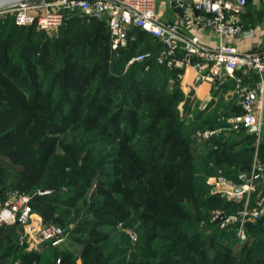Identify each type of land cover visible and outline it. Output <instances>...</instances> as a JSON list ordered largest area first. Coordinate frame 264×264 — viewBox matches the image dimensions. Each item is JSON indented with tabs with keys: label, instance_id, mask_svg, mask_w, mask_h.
<instances>
[{
	"label": "trees",
	"instance_id": "1",
	"mask_svg": "<svg viewBox=\"0 0 264 264\" xmlns=\"http://www.w3.org/2000/svg\"><path fill=\"white\" fill-rule=\"evenodd\" d=\"M132 31L112 50L95 12L74 11L54 34L0 17V196L32 194V210L69 235L68 245L27 250L18 226H1L0 264H264V211L241 241L235 223L220 227L212 216L242 202L207 182L242 183L255 135H197L226 128L231 114L199 109L177 71L152 59L125 67L160 47ZM262 195L257 183L250 204Z\"/></svg>",
	"mask_w": 264,
	"mask_h": 264
},
{
	"label": "built area",
	"instance_id": "2",
	"mask_svg": "<svg viewBox=\"0 0 264 264\" xmlns=\"http://www.w3.org/2000/svg\"><path fill=\"white\" fill-rule=\"evenodd\" d=\"M248 0H22L0 9V17L11 15L14 23L20 26L33 25L36 29L54 34L59 26L71 16L70 12H95L106 21L110 38V48H125L135 39L134 28L151 35L160 47L154 54L152 50L140 51L128 58L125 67L134 62L152 59L157 65L176 70V79L181 80L185 70H192L199 80L211 84L221 82L224 76L234 80L233 94L241 113L227 118L226 128L206 129L198 132L201 138H208L223 130L238 131L255 126L256 142L250 174L236 184L221 175L209 177L212 192L227 200L241 201L237 211L225 214L213 211L212 219L223 213L220 227L236 224V236L246 239L245 224L255 220L264 211V202L259 199L255 206L250 204V196L256 191V180H264V155H258V145L264 142L260 137L261 106L255 102V92L264 94V42L261 50L241 52L230 45L226 38L245 36L250 31L243 28L239 15L244 11ZM203 28L216 37L214 45L204 43L199 35ZM243 74L258 72L260 79L256 86L245 84L236 71ZM39 193V191L37 192ZM33 195L10 189L0 196V227L15 225L20 229L19 245L26 249L37 248L42 242L60 246L67 232L59 225L44 222L32 210ZM130 239L135 235L128 232Z\"/></svg>",
	"mask_w": 264,
	"mask_h": 264
},
{
	"label": "crops",
	"instance_id": "3",
	"mask_svg": "<svg viewBox=\"0 0 264 264\" xmlns=\"http://www.w3.org/2000/svg\"><path fill=\"white\" fill-rule=\"evenodd\" d=\"M239 19L243 28L250 32L245 36L228 37L226 41L241 52H256L261 50L264 42V0H248L244 11L239 15ZM199 35L201 40L206 44L214 45L217 41V37L206 28L201 29ZM235 74L241 76L243 82L250 86H256L260 79L256 71L243 74L238 70ZM179 84L182 91L190 95L192 102H194L199 109H205L206 112L218 107L221 112L220 116L223 117L233 114V112L235 113V110L239 107L237 98L233 94L234 80L231 77L224 76L221 82L211 84L207 81L199 80L192 70L187 69L183 73L181 80H179ZM254 97L256 104L262 105L260 115V137L264 139V94L262 95L256 90ZM237 132L238 131L226 130L225 134L236 135ZM253 135H255V133H253ZM249 174L250 171L248 173H242V182ZM256 183H261L263 195L260 199L264 202V180L260 179Z\"/></svg>",
	"mask_w": 264,
	"mask_h": 264
},
{
	"label": "water",
	"instance_id": "4",
	"mask_svg": "<svg viewBox=\"0 0 264 264\" xmlns=\"http://www.w3.org/2000/svg\"><path fill=\"white\" fill-rule=\"evenodd\" d=\"M21 1H22V0L18 1L17 3L21 2ZM17 3H14V4H17ZM14 4H9V5H7V6H11V5H14ZM7 6H6V7H7ZM0 8H4V7H0ZM117 57L120 58V57H121V53H118V54H117ZM247 131H248L250 134H253V133L256 131V127H255V126H249V127H247ZM257 181H259V179L256 180V182H257ZM52 191H53V188H46V189H43V190L39 191V194H48V193H50V192H52ZM223 219H224V214L221 213V214L217 215V217L215 218V222L218 223V222H220V221L223 220ZM60 261H61V259L58 260V262H60Z\"/></svg>",
	"mask_w": 264,
	"mask_h": 264
},
{
	"label": "rangeland",
	"instance_id": "5",
	"mask_svg": "<svg viewBox=\"0 0 264 264\" xmlns=\"http://www.w3.org/2000/svg\"><path fill=\"white\" fill-rule=\"evenodd\" d=\"M18 1H20V0H0V7H6L7 5H9V4H14V3H17ZM157 1H159V0H157ZM251 1V0H250ZM8 7V6H7ZM0 9H2V8H0ZM70 14H72V12H70ZM6 14H4L3 15V17L5 16ZM221 176H223V175H221ZM213 177V176H212ZM223 177H225V176H223ZM226 178V177H225ZM209 179V178H208ZM228 179V178H227ZM207 182H208V180H207ZM237 184V183H236ZM211 185V184H210ZM231 213H233V212H231ZM228 214H230V213H228ZM227 215V214H226ZM127 233L128 232H131L129 229H127V231H126ZM69 235L67 234V236H66V238H65V241L62 243L63 245H68V239H69V237H68ZM61 244V245H62ZM60 245V246H61ZM59 247V246H58ZM34 249H36V248H34ZM33 249V250H34ZM32 250V249H31Z\"/></svg>",
	"mask_w": 264,
	"mask_h": 264
}]
</instances>
